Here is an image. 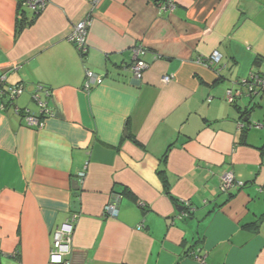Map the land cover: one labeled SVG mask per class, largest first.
<instances>
[{
	"label": "crops",
	"instance_id": "1",
	"mask_svg": "<svg viewBox=\"0 0 264 264\" xmlns=\"http://www.w3.org/2000/svg\"><path fill=\"white\" fill-rule=\"evenodd\" d=\"M22 1L0 0V264H52L74 214L65 264H264V93L250 109L243 84L264 77V0ZM86 15L83 56L70 35ZM87 70L103 78L90 91ZM228 171L243 185L224 193Z\"/></svg>",
	"mask_w": 264,
	"mask_h": 264
},
{
	"label": "built area",
	"instance_id": "2",
	"mask_svg": "<svg viewBox=\"0 0 264 264\" xmlns=\"http://www.w3.org/2000/svg\"><path fill=\"white\" fill-rule=\"evenodd\" d=\"M27 5L31 6L33 9H36L37 7H44L45 6V0H27ZM37 4H40L38 6ZM157 4H159L160 8L164 11L171 10L175 7L173 0H157ZM92 24V17L90 15H86L81 21H79L75 26L74 29L70 35V41L76 46V48L80 51H87V37L89 33V28ZM147 49L145 47H139L135 51V55L133 57V60L130 64V71L134 75V77L137 80H141L146 70L149 68L150 63L145 59L147 55ZM222 54L218 51L214 52L213 55L210 57V62L212 64H218L221 61ZM172 76L167 75L163 78V81L165 83H168L172 80ZM5 77L0 78V87L4 85ZM103 83V78L100 75H97L96 73L87 70L86 72V80L84 84V89L87 91L92 90L94 87L100 85ZM243 84L247 85L246 92L250 94V91H255L262 87L264 88V77L260 76L259 74H253L248 79L243 80ZM259 85V86H257ZM36 89V92L39 90H42V87L39 86ZM21 86H11L8 91L12 95V97L16 96L17 94H20L24 91ZM256 90V91H257ZM35 98L39 101L40 105L43 106V113L45 115H50L52 113L51 109H48L46 106V103H44L42 100H40L39 95H36ZM228 99L230 101H234V95L231 91L228 93ZM29 121H34V118L31 115H27ZM243 183L237 182L235 179V175L232 171H228L224 174L222 178V182L220 185L221 191L224 193L231 192L236 186H242ZM115 201L119 200V196H115ZM109 203L105 207V212L109 214L111 217H118L119 215V209L117 206V203ZM187 206H190L189 203H187ZM186 213V212H184ZM187 214V213H186ZM77 220V214H74L71 216L66 222H64L59 228L56 229L54 233V240H53V246L51 249L50 254V262L52 264H65L66 262V256H68L72 251V242H73V234L75 231V225ZM202 257H198V260L202 261Z\"/></svg>",
	"mask_w": 264,
	"mask_h": 264
},
{
	"label": "water",
	"instance_id": "3",
	"mask_svg": "<svg viewBox=\"0 0 264 264\" xmlns=\"http://www.w3.org/2000/svg\"><path fill=\"white\" fill-rule=\"evenodd\" d=\"M257 86H259V85H257ZM36 86L35 85H33L32 86V88L30 89L32 92H34V91H36ZM29 89V88H28ZM250 93L251 94H248V95H250L249 97H250V100H249V104H248V106H249V108L250 109H253L256 105H257V100H256V97H258V96H261V94L262 93H264V88H262V87H260L257 91H250ZM248 108V109H249ZM247 110V109H246ZM250 116H251V112H249L248 114H247V117H244V119H243V123L245 124L246 122H248L249 121V118H250ZM75 184H77L76 186H74V189H75V192H74V197L75 198H78V196H79V184H78V181H75ZM118 195V194H117ZM120 196H119V199L122 201V196H123V194L121 193V194H119ZM122 195V196H121ZM72 206H73V211H75V212H77L78 211V209H79V201L76 199V200H74L73 201V203H72ZM182 208V210H184V207H181ZM179 210H181V209H179Z\"/></svg>",
	"mask_w": 264,
	"mask_h": 264
},
{
	"label": "trees",
	"instance_id": "4",
	"mask_svg": "<svg viewBox=\"0 0 264 264\" xmlns=\"http://www.w3.org/2000/svg\"><path fill=\"white\" fill-rule=\"evenodd\" d=\"M25 1H27V0H25ZM25 1H22L21 3H20V8H21V6H22V4L25 2ZM155 1H157V0H155ZM38 6H40V4H37ZM43 8L44 7H37L36 9H34L35 10V14H38V13H40L42 10H43ZM25 19V18H24ZM24 19H19V22H18V25H17V30H18V32H20L26 25H28L30 22H32L33 21V19H31V20H24ZM146 48V47H145ZM147 49V48H146ZM147 51H148V49H147ZM79 52L84 56V55H86V52L87 51H80L79 50ZM148 53V52H147ZM260 62V59H258L257 60V63H259ZM131 64V63H130ZM130 64H129V66L128 67H130ZM261 76V75H260ZM17 87H19V86H21L20 84H18V85H16ZM255 91L257 90L256 88L254 89ZM251 94V93H250ZM247 96L249 97L250 95H248V93H247ZM250 98V97H249ZM237 107H239V106H237ZM244 126L248 129V127H250V123H247V124H244ZM245 133V132H244ZM263 149H264V147H263ZM165 156H166V154H165ZM164 156V157H165ZM161 173H162V170H161ZM128 192V191H127ZM128 193H130V191L128 192ZM230 194V193H229ZM185 209H186V211H189L188 213H187V216L188 215H190V213H192L191 211H192V207L191 206H186L185 207ZM191 210V211H190ZM185 211V212H186ZM186 213H184L183 212V215H185ZM193 254H194V257L198 260V257H201L200 255H198V254H196L195 252H193ZM203 258V257H202Z\"/></svg>",
	"mask_w": 264,
	"mask_h": 264
}]
</instances>
